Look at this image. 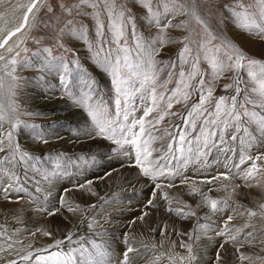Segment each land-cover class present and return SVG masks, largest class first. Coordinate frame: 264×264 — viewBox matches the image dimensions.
I'll return each mask as SVG.
<instances>
[{"label":"snow or ice","instance_id":"6c2138e0","mask_svg":"<svg viewBox=\"0 0 264 264\" xmlns=\"http://www.w3.org/2000/svg\"><path fill=\"white\" fill-rule=\"evenodd\" d=\"M0 6L5 8L0 12V21L3 22L0 25V50H3L0 52V196L12 202L11 193L25 191L21 172L26 174L28 168L33 167L44 157L34 155L29 150L31 146H22L18 136L23 129L36 127L20 118L32 113L21 111L14 99L22 82L18 74V66L21 68L31 66L28 58L29 49L25 46L27 34L24 38L12 41L11 44L9 41L29 26L30 16L33 20L31 27L36 26V15L45 4L42 0H27L26 3H20L19 0L15 2L0 0ZM134 6L139 7L140 14L150 27L159 29L154 38L146 39L136 31L135 19L128 14L131 10L124 0H77L70 6L60 5L61 12L72 17L68 20V25L73 27H68V34L84 42L91 60L110 77L116 95L117 110L114 115L110 114L108 107L100 99L95 81L91 77H84L86 91L79 96H70L75 106L82 109L89 118L91 138L109 141L116 146L115 150L127 149L125 154L134 160L133 166L137 168L139 175L153 183V199L156 197L157 189L163 191L164 188L173 187L172 182L178 177L181 178V183L187 182L190 178L185 177L184 172L189 167L194 171L209 168L213 163L209 157L214 150L223 156L222 167L227 171L219 172L202 183L230 181L237 176L245 182L256 181L258 175L264 172V151L252 154L249 149L257 142L264 148V59L251 58L223 33H214L200 16L197 0H134ZM222 7L229 14L225 19L232 20L241 30L264 41V0H250L247 4L243 0H234L232 4H224ZM47 12H53L51 5L47 6ZM181 15L195 20L200 25L201 38L199 41L193 40L189 31L188 36L178 41L183 47L178 52L177 60L171 63L169 71L171 78V69L179 67L177 87L167 97L166 106L159 108V102L165 97L157 92L156 82L161 70L157 68L155 60V56L159 54L157 45L163 46L169 42L166 39L167 28H187L188 20L180 21L176 25L172 24V19ZM8 16L19 19L20 22L14 27H9L13 21L9 20ZM102 16L106 17L107 25ZM84 17H91L95 21V40L89 39L85 25L80 24L79 27H75L77 18ZM129 26H131V43L126 35ZM59 46L64 47L63 44ZM43 52L47 54L43 68L62 70L60 83L67 89L70 62H65L63 57L53 56L51 48L46 47ZM202 60L212 70L210 81L204 79L205 72L200 67ZM186 64L190 69L187 72L184 70ZM75 65L77 70L82 72L78 60L75 61ZM245 69L246 80L241 81L237 75L232 84L225 85V89L232 88L234 94L213 97L215 80L221 78L224 72L238 73ZM192 81L196 83L193 84ZM164 83L166 84L167 81ZM242 83L248 87L242 89ZM190 89L198 90L200 96L198 103L194 104L187 113L189 119L186 120V126L179 132H169L166 129L165 135L170 137L169 142L154 147L155 142L163 139V136H155L152 130H159L157 126L169 114L168 110L174 103H180L181 98L186 103L191 95ZM136 95H139L142 105L145 100L148 101L140 117L135 116L137 108L134 102L129 107V102L134 101ZM153 112H157V116L152 120H146ZM195 117H201L199 129ZM253 125V131H249V127ZM197 131L198 135L191 136L192 132ZM33 139L37 144L49 142L39 134L34 135ZM60 155L62 154H57V159ZM215 162L219 163V157ZM242 165L248 167L241 170ZM54 174H46L44 179L50 180ZM162 180L168 183H161ZM195 183L193 181V184ZM89 184L91 181L86 180L77 187L88 190L86 186ZM227 187L228 185L220 183L218 190ZM35 191L40 192L41 188L37 186ZM191 193L201 196L195 209L178 198H170L166 191L163 192L161 199L169 204L176 199L183 205L176 209L167 207L165 210L169 213L174 211L181 219H190L196 216L197 209L207 208L208 211L203 217L206 221L227 209H231L237 216H246L248 222L242 227H229L234 217L228 215L223 227L215 229V234L224 238L219 247L223 249L226 244H231L235 249L233 255L239 264H244L245 261L255 264L257 260L260 264H264V257H253L241 252V248L246 244L251 245L257 239L264 243V230L255 228L252 220V218L264 219V204H260L256 210L244 208L237 211V206L229 204L227 199L212 198L196 187L191 189ZM61 206H65L63 197H61ZM148 206L156 205L150 199ZM78 209L80 205L75 207L67 205L69 212L75 213ZM48 214L55 215V212ZM144 215L147 213L142 214L138 219L143 220ZM87 228L101 238L105 235L103 231L98 230L102 228V223L95 217L88 222ZM244 228L252 230L244 232ZM210 230H213L211 224H201L198 221L194 228L195 232L204 235ZM42 234L53 236L50 231H44ZM183 235L193 239L190 233ZM0 238L6 242V247L0 244V252H7L9 256L15 253V257H18L7 259L6 264H112L108 259L109 248L103 240L97 243L95 239L78 236L71 231L65 232L61 239H54L53 244L42 248H33L31 244L23 246L22 241L13 240L3 228H0ZM199 238L200 235L195 237V239ZM16 243H20L22 249L15 248ZM124 243L126 246L121 258L116 260V264H131L133 256L130 254L134 252L139 254L138 249L129 243L127 238ZM152 247L154 248L155 245ZM180 247L185 249L186 254L178 252L169 254L168 264H196L198 254L193 244L181 241ZM164 255V253L155 254L151 264H159ZM222 259L221 252L217 251L213 264H220Z\"/></svg>","mask_w":264,"mask_h":264},{"label":"rangeland","instance_id":"374dc122","mask_svg":"<svg viewBox=\"0 0 264 264\" xmlns=\"http://www.w3.org/2000/svg\"><path fill=\"white\" fill-rule=\"evenodd\" d=\"M19 2L26 3L27 0H19ZM42 2L45 7L36 15V26L31 27L33 20L30 16L29 26L17 34L23 37L27 34L25 46L29 49L28 58L31 66L23 68L18 66V74L22 78V82L14 99L21 111L32 113V115H24L20 118L36 126L35 128H28V133H18L20 143L25 147L31 146L29 150L36 156L43 155L44 159L37 161L33 167L28 168L26 174L21 172V180L25 185L23 193H11L12 202L0 196V201L9 204L5 210L0 208V221H3L4 218L6 219V228H11V231L22 232L23 237L19 238L18 241L26 243L35 240L36 237H44L43 228L38 220L39 216L51 224L66 225L68 228L74 224L84 225L87 228L88 222L91 221L92 217H95L102 223V228L98 230L105 233L103 238L97 236L96 242L101 243L103 240L109 248V255L116 253L115 251L119 254L122 253L126 246L125 238L138 249L139 254L134 252L136 257L133 258L131 264H151L153 256L159 253L165 254L159 264H168L167 256L169 254L177 252L186 254L185 249L180 247L181 241L193 244L194 250L198 254L196 264H213L217 251H220L223 256L220 264H239L233 255L235 249L231 244H226L223 249L219 247L224 238L217 236L215 229L223 227L228 215L234 217L229 227H242L248 222L246 216H237L231 209H227L206 221L203 217L208 209L204 208L197 209L196 216L190 219H181L175 215L174 211L169 213L165 209L167 207L173 209L183 207L182 203L173 199L169 204L161 199V196L166 191L170 198H178L195 209L201 199L199 194L191 193V189L196 187L200 192H206L212 198L227 199L229 204L237 206V211L244 208L256 210L260 204H264V192L260 188V185L264 184L261 182H264V172L260 173L257 180L252 182H245L237 176L230 181H213L212 184L202 183V181L210 179L219 172L227 171L222 167L223 156L214 150L209 157V160L213 161L209 168L203 171H194L193 168L189 167L184 172V176L190 178L187 182L181 183V178L178 177L172 182L173 187L164 188L163 191L157 189L156 197L153 199V183L148 178L139 175L137 168L133 166L134 160L125 154L127 149L115 150L116 146L111 142L100 138H91L90 132H88V127L91 126L90 121H86L85 112L76 107L70 99V96H79L87 90L84 77H91L95 81L100 99L108 107L110 114L114 115L117 110L113 87L111 84L108 86L106 84L108 78L106 77V80L103 81L96 75V71L87 67L89 60V54L86 51L87 46L82 40L68 34V27H73L68 25V20L72 17L62 13L60 5L70 6L77 0H42ZM124 2L131 10L128 14L135 19L136 31L146 39L154 38L159 29L148 25L145 18L140 14L139 7L134 6V0H124ZM233 2L234 0H197L198 11L214 33H223L251 58L264 59V48H248L243 44L247 38L252 41H260V39L241 30L232 20L225 19L229 14L222 5ZM243 2L247 4L250 0H243ZM48 5L53 7L52 13L47 12ZM208 7L217 9L218 27L214 25V20L210 16L212 11ZM4 10V6H0V12ZM7 18L13 21L9 27H14L20 22L19 19H14L11 16ZM102 19L107 25L106 17L102 16ZM185 20H188L187 28L170 27L165 30L166 39L169 41L164 44V49L167 50H159V54L155 56L156 66L161 69L156 82L157 92L165 97L163 101L159 102V108L166 106L167 97L177 87V73L180 69L179 67L171 69V78H169V71L171 63L177 60L178 52L183 47V44L178 41L188 36L189 31L192 39L196 41L193 33L194 25L189 17L177 16L172 19V24L176 25ZM2 24L3 22L0 21V25ZM80 24L86 26L89 39L95 40V21L91 17L77 18L75 27H79ZM61 29L64 31L62 32ZM126 35L129 43H131V26L128 27ZM60 44H63L64 47H60ZM46 47L52 49L53 56L63 57L65 62H70L67 89L60 83L59 77L62 75V70L43 68L47 55L43 49ZM33 53H37V55H33ZM77 60L82 72L76 68L75 61ZM200 67L205 72L204 79L206 81L212 80V70L207 63L202 60ZM184 70L186 72L190 70L188 64L184 66ZM237 75L241 81L246 80V69L238 73L226 71L221 78L215 80L213 97L218 98L234 94L233 89H225V85L232 84ZM165 81H167L166 84ZM192 83L195 84L196 81H192ZM245 87L248 86L242 83L241 88ZM189 91L191 95L186 103L182 98L180 103H174L173 107L168 110L169 114L157 126L159 130H152L155 136H163V139L155 142L154 147H160L169 142L170 137L165 135L166 129L169 132H179L186 126V120L189 119L187 113L191 111L194 104L198 103L200 96V92L196 89ZM46 94L55 95L62 100L63 104L69 106L76 122L64 124L60 128L56 126L55 129L52 128L54 131H51L52 129L45 124L46 116L36 109L33 111V101H31V99ZM133 102L135 107L139 106V109L141 107L143 109L145 102L142 105L140 97L131 101V105ZM142 114L143 111L140 110L135 115L140 117ZM156 116L157 112H153L146 120H152ZM195 119L197 129H199L201 117H195ZM253 129L254 125L249 127V131H253ZM36 134L44 136L49 142L37 144L33 139ZM195 135H198V131L191 133V136ZM81 145H89L92 150L89 153L74 151L75 147ZM249 151L256 154L258 151H264V148L257 142ZM58 153L62 154L59 159H57ZM154 155H159V153H154ZM217 157H219V163L215 162ZM246 167L248 165H242L241 170ZM49 173L55 174L51 176L50 180H45L44 176ZM86 180L91 181V184L86 186L88 190L77 187ZM193 181L196 183L193 184ZM161 183L166 184L168 181L162 180ZM220 183L226 184L228 187L218 190ZM96 185L98 186L96 187ZM37 186L41 188L40 192L35 191ZM61 197L65 201L64 207L61 206ZM150 199L153 200L155 207L148 206ZM69 204L73 207L80 205V209L75 213L69 212L67 211ZM92 205H96V207H91ZM48 210L49 212H47ZM187 210L185 209V211ZM50 212H55V215H49ZM144 213H147L144 215V219H138ZM252 220L255 228L264 230V219L252 218ZM197 221L201 224H211L213 230L208 231L206 235L195 232L194 228ZM0 225L2 226V224ZM251 230V228L243 229L244 232ZM57 232L54 231V233ZM33 233L35 234L33 235ZM183 233H190L193 239H189V236L183 235ZM197 235H200L199 239H195ZM16 245L21 244L16 243ZM122 245H124L123 248ZM144 245H148V247H144ZM152 245L155 247L153 248ZM262 249H264V243L257 239L251 245L246 244L241 248V252L253 257H264ZM244 264H249V262L245 261ZM255 264H260V261L257 260Z\"/></svg>","mask_w":264,"mask_h":264},{"label":"bare ground","instance_id":"6f19581e","mask_svg":"<svg viewBox=\"0 0 264 264\" xmlns=\"http://www.w3.org/2000/svg\"><path fill=\"white\" fill-rule=\"evenodd\" d=\"M208 9L212 11V14H210V16L214 20L213 21L214 25L216 27H218L217 26V22H218L217 21V13H218L217 9L214 8V7H212L211 9L208 7ZM190 21L194 25L193 33H194L195 39H196V41H199L200 38H201V31H202L201 27H200V25H198L196 23L195 20H191L190 19ZM158 32L159 31H156V33H158ZM17 38H24V37L22 35L21 36L16 35L14 38H12V40L9 41V44H11L12 41L17 40ZM243 44L245 46H247L248 48H251V47L252 48H256V49L264 48V41H262V40H260V41H252V40L247 38L246 40L243 41ZM157 46L159 47V50H167V49H164V47H165L164 45L163 46L157 45ZM5 47H7V45ZM114 47L115 46H113V48ZM2 51L3 50H1V52ZM86 51H88V49ZM88 59L89 60L87 61V67L89 69L93 70V71H96L97 72L96 75H98L103 81H105L106 80L105 78L107 77L108 78V80H106L107 81L106 82L107 86L109 84H111L110 77L106 73H104L100 68H98L96 66L94 61L91 60L90 54L88 55ZM138 97H139V95H136L134 97V99H136ZM31 101H33V103H32L33 111H34V109H36L39 112H41L42 115L46 116L45 117V124H47L46 126H49L50 129H52V128L55 129L56 126L60 128L64 124H72V123L76 122L75 117L72 116V113H71L72 110L69 108V106H66L65 104H63L62 100L60 98H58V97H55V95H50V94L41 95L39 98L31 99ZM147 104H148V101L145 100L144 106H146ZM131 106L132 105H131V101H130L129 102V107H131ZM136 108H137V111L135 112V114L137 115V113L140 110H142V107H141V109H139V106L136 107ZM86 117H87V115H86ZM86 121H89L88 117H87ZM90 128H91V126L88 127V129H89L88 132H90ZM53 129L51 131H54ZM24 132L28 133L27 129H23L21 134H25ZM91 150H92V148L89 145H81L80 147L77 146V147L74 148V151H81V152H85V153H89ZM117 172H118V170H117ZM261 182L264 183L263 181H261ZM97 186L98 185H96V187ZM260 188L264 192V184H261ZM261 198H263V197H261ZM8 207H9V204H6L4 201H0V208L2 210L7 209ZM47 212H49V210ZM38 220H39V223L41 224V226L43 228V231H50V232L53 233V236L52 237L44 236V237H40V238L36 237V239L31 241V242L23 243V246H27L29 244H31L33 248H42V247L49 246V245L53 244L54 239H61L62 236L64 235V233L67 232V231L74 232L78 236H83V237H86V238H92V239H95V240H96V237H97L96 235H94L92 233V230H89L84 225L74 224V225L71 226V228H68L66 225L62 226V225L51 224L50 222L46 221L41 216H39ZM0 224H2V226L0 225V228L2 227L3 229H6L7 230V234L12 236L13 240H15V239L18 240L19 238L23 237V233L22 232H18V231H14L13 232V231L10 230L11 228L10 229L6 228V219L3 218V221L1 220ZM54 231H58V232L54 233ZM0 244H4L5 247H6V242L2 238H0ZM111 245H112V242H111ZM88 247H90V245H88ZM123 247H124V245H122V248ZM15 248L22 249V245L18 246V245L15 244ZM115 252L116 253L110 254L108 256V259H110L111 262L114 261L113 264H116V260L121 258V253L119 254L117 251H115ZM135 255H134V253H132L133 258L136 257ZM14 257H15V253H13L12 256H9V254L7 252H0V264H6L7 259L14 258ZM15 258H18V257H15Z\"/></svg>","mask_w":264,"mask_h":264},{"label":"water","instance_id":"95a60500","mask_svg":"<svg viewBox=\"0 0 264 264\" xmlns=\"http://www.w3.org/2000/svg\"><path fill=\"white\" fill-rule=\"evenodd\" d=\"M18 34V33H17Z\"/></svg>","mask_w":264,"mask_h":264}]
</instances>
